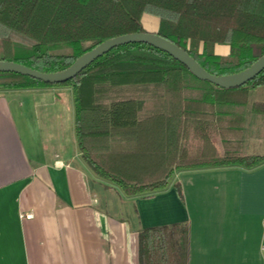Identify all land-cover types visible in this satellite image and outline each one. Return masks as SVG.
Instances as JSON below:
<instances>
[{
	"label": "trees",
	"instance_id": "1",
	"mask_svg": "<svg viewBox=\"0 0 264 264\" xmlns=\"http://www.w3.org/2000/svg\"><path fill=\"white\" fill-rule=\"evenodd\" d=\"M155 32L214 74L239 71L264 54V0H0V59L53 72L116 35ZM226 45V54L215 50ZM68 86L80 157L129 195L151 196L179 170L264 163V69L223 88L142 42L114 47L76 76L44 83L0 72V90ZM139 264H187L188 225L142 228Z\"/></svg>",
	"mask_w": 264,
	"mask_h": 264
},
{
	"label": "crops",
	"instance_id": "2",
	"mask_svg": "<svg viewBox=\"0 0 264 264\" xmlns=\"http://www.w3.org/2000/svg\"><path fill=\"white\" fill-rule=\"evenodd\" d=\"M263 217L264 163L179 170L127 196L80 157L70 87L0 90V264H139L138 231L173 223L188 225L187 264H264Z\"/></svg>",
	"mask_w": 264,
	"mask_h": 264
},
{
	"label": "water",
	"instance_id": "3",
	"mask_svg": "<svg viewBox=\"0 0 264 264\" xmlns=\"http://www.w3.org/2000/svg\"><path fill=\"white\" fill-rule=\"evenodd\" d=\"M142 42L167 52L170 56L184 64L197 78L207 80L223 88L239 87L253 79L264 69V54L249 66L228 74H214L201 66L185 49L173 41L159 35L155 31L130 32L108 38L93 48L79 55L68 67L45 72L31 68L25 64L0 59V72H15L32 77L44 83H62L76 76L87 65L110 49L127 43Z\"/></svg>",
	"mask_w": 264,
	"mask_h": 264
},
{
	"label": "built area",
	"instance_id": "4",
	"mask_svg": "<svg viewBox=\"0 0 264 264\" xmlns=\"http://www.w3.org/2000/svg\"><path fill=\"white\" fill-rule=\"evenodd\" d=\"M26 216H31V214H26ZM261 251L264 252V217L262 223V244H261Z\"/></svg>",
	"mask_w": 264,
	"mask_h": 264
},
{
	"label": "rangeland",
	"instance_id": "5",
	"mask_svg": "<svg viewBox=\"0 0 264 264\" xmlns=\"http://www.w3.org/2000/svg\"><path fill=\"white\" fill-rule=\"evenodd\" d=\"M148 21H150V19H148ZM220 49H223L222 47H220ZM254 143V142H253Z\"/></svg>",
	"mask_w": 264,
	"mask_h": 264
}]
</instances>
